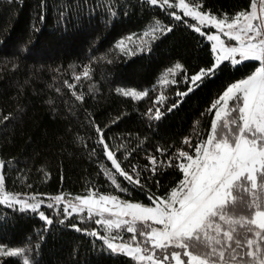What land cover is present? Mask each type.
<instances>
[{
    "label": "trees",
    "instance_id": "obj_1",
    "mask_svg": "<svg viewBox=\"0 0 264 264\" xmlns=\"http://www.w3.org/2000/svg\"><path fill=\"white\" fill-rule=\"evenodd\" d=\"M255 1L200 0L194 6L230 20L250 12ZM177 12L176 4L169 8L145 0H0V161L6 192L94 193L149 205V197H166L177 187L183 173L175 166V154H193L186 138L195 146L211 135L210 106L257 63L234 68L222 63L214 78L205 77L200 87L179 95L187 91L188 77L212 65L214 53L205 35L195 31L196 21H178L170 15ZM162 26L171 31L161 34ZM150 29L154 37L144 50L117 47ZM177 64L181 70L162 86L161 79ZM117 88L146 95L133 98ZM97 127L121 170L134 178L139 173V185L112 165ZM150 155L158 161L154 175L145 168ZM45 213L52 220L47 227L38 213L0 203V246L24 248L30 264H138L110 254L103 240L91 235L101 231L96 218L68 216L62 207ZM248 237L258 241L253 249L233 245L225 258L236 255L233 264H255L244 253L264 254V240ZM0 264L18 262L0 257Z\"/></svg>",
    "mask_w": 264,
    "mask_h": 264
},
{
    "label": "snow or ice",
    "instance_id": "obj_2",
    "mask_svg": "<svg viewBox=\"0 0 264 264\" xmlns=\"http://www.w3.org/2000/svg\"><path fill=\"white\" fill-rule=\"evenodd\" d=\"M145 2L156 5L158 0H145ZM189 2L199 5L200 0H189ZM160 3L171 8L176 4V0H160ZM177 6L182 9L184 16L192 17L201 25L215 28L229 41L225 46L220 36L207 34L200 27L195 28V31L201 35H207L209 40L219 44V48L213 46V51L217 55L212 65L188 77L185 81L188 83V89L179 95H187L194 88L200 87L205 77L214 78L222 63L226 67L234 68L255 61L257 62L255 70L245 78L230 84L210 106L209 111L214 110V117L211 135L207 139L195 146H192L190 138L185 139L184 143L189 145L193 154L189 155L184 150H179L175 154V166L183 173V177L168 196L149 197L152 203L147 206L132 202L122 203L116 196L96 197L94 193L85 197L78 196L75 199L79 201L81 207H87L89 217L94 206L98 209L97 215H102L104 212H108L113 217L130 215L132 224L127 227V232L136 235L137 228L134 224L136 221L141 222L142 227L139 231L145 236V243L150 244L153 249L160 250L161 253L160 256H156L155 252L145 256L142 254L145 250L139 247L133 248L130 245H115L109 242L107 249L112 255H128L138 261L147 259L150 264H165L169 258L174 260L175 264H233L237 257L231 255L226 259L227 248L246 244L248 249H253L258 241L250 239L248 233L264 240V20H261L254 10L250 15L241 12L229 20L224 16L217 18L206 11L190 7L185 0H178ZM251 7L254 9L255 4ZM170 15H174L178 21L181 20L179 15L174 13ZM241 20L244 21L243 24L240 23ZM256 20H260L259 26L253 23ZM159 30L163 34L171 31V27L162 26ZM127 39L131 40L132 37ZM231 42H235V45ZM123 46V40L117 43V47L121 50ZM175 67L181 68L179 64ZM172 71L173 69H169V72ZM84 75H88L86 70ZM116 91L133 98L146 95L131 89L117 88ZM77 99L82 97L77 96ZM159 115L157 109L155 118L159 119ZM2 119L7 120L8 117L4 116ZM217 121H222L219 130ZM97 132L99 142L106 150L112 165L124 179L139 185V173L134 178L121 170L113 152L108 151L109 145L104 141L103 129L97 127ZM161 151L157 149V152ZM148 160L149 163L145 168L154 175L158 161L151 155ZM169 166H173L171 160ZM4 168L5 164L0 161V169ZM3 184L4 175L0 174V186ZM122 191L127 190L122 189ZM0 195H3L0 203L10 202L7 194ZM56 199L61 201L63 198L58 196ZM109 202L119 211L101 207L102 204ZM16 203L22 205L21 211L31 209L35 212L38 209L36 204L21 201ZM69 206L74 213H78L77 206L71 203ZM38 214L46 222L45 227L52 224L51 218L46 217L43 212ZM149 221L151 224L148 223ZM100 222L110 228L114 226L116 229H120L122 223H128L119 219ZM236 226L245 228L246 231L237 232ZM72 227L82 231L76 224ZM91 235L103 239L96 232H92ZM119 238L123 239V237ZM169 248L173 251L169 252ZM174 249L182 251L177 252ZM25 255L24 248L8 250L0 248V257L17 258L18 264H30V259L20 260ZM244 255L251 257L255 264H264V254L257 256L256 251L252 250L245 252ZM182 256L187 257V260L182 259Z\"/></svg>",
    "mask_w": 264,
    "mask_h": 264
},
{
    "label": "rangeland",
    "instance_id": "obj_3",
    "mask_svg": "<svg viewBox=\"0 0 264 264\" xmlns=\"http://www.w3.org/2000/svg\"><path fill=\"white\" fill-rule=\"evenodd\" d=\"M185 2L188 3L186 0H185ZM158 4H161L160 0H158L156 5H158ZM177 5H178V0L176 1V8L178 11L177 15H179L181 17H187V18L193 19L192 17L184 16L182 9L180 7H178ZM255 5H256L255 8L254 9L252 8L251 11H253V10L256 11L258 17L260 18L261 15L262 16L264 15V3L262 2V0H257ZM189 6L190 7H196V6L191 5V4H189ZM196 9L200 10L197 7H196ZM251 11L248 12L249 15L251 14ZM195 21H196V25L194 26V28L200 27L201 30L207 34L218 35V36H220L221 40L224 41L225 46L228 45L226 42V40L228 38L223 33L219 32L215 28H211L207 25H201L199 23V21H197V20H195ZM256 21H257V23H255V21L253 23L256 24L257 26H259L260 20H256ZM240 23L243 24L244 21L241 20ZM153 37H154V30L150 29L147 32H144L140 38L135 37V38H132L131 40H128V39L123 40L124 41L123 51L129 52V53L134 52V51H138V52L142 51V50H144V48L148 47V44L153 39ZM205 37H206L207 41L211 43L212 50H213V46L219 48V44H217L215 41L209 40L207 38V35H205ZM231 43H233V45H235V42H231ZM213 53H214V58H215L217 53L214 51H213ZM178 70H181V68H179V69L175 68V69H173L172 72L168 71L167 75L161 79V83H162L161 85L162 86L168 85L170 83V80H171V78H169L168 76L169 75L174 76L178 72ZM138 93H145V91L144 92H138ZM143 96H138L136 98H142ZM221 122L222 121L216 122L218 129H219V125L221 124ZM0 174H2V169L0 170ZM0 194H7L10 198L9 203H1V204L5 205V206H10V207H17L18 209H20L22 207V205L16 203V201L26 202L27 204H36V205H38L37 211L33 212L31 209H25L24 211L33 212V213L43 212L46 217H49L45 213L46 208H59V207H62L68 216H71V215H80V216L83 215L84 216L85 215V216L89 217L87 207H81L79 205V201H77L75 199V197H78V196L70 197V196L64 195L62 193L59 195H55V196L29 195V194H10L4 190L3 186H0ZM90 194H93V193H90ZM90 194L82 195L79 197H85V196H88ZM58 196L62 197L63 199L61 201H57L56 197H58ZM95 196L98 197L99 195L95 194ZM107 196H112V195H107ZM12 197H14L15 199H11ZM116 197H118V196H116ZM118 198H119V202H122V203L123 202H132V201L120 198V197H118ZM0 199H3V195H0ZM70 203H71V205H75L78 207V213H74L72 211V208L69 206ZM132 203H136V202H132ZM140 204H142V203H140ZM49 205H52V207H49ZM142 205L147 206V204H142ZM101 207H107L109 209H112L113 211H119L118 208L113 207V204L111 202H109L107 204H102ZM97 210L98 209L95 206L92 208L91 217L96 218L97 224L101 228V231L99 229H95L93 232H96V233H98L99 236L103 237V239H101V240H103L106 248H107V243L111 242L115 245L123 244V245H130L133 248L139 247L141 249H144L145 251L142 254L145 256L150 255L152 252H155L156 256H160V254H161L160 250L153 249V248H151L150 244L145 243V236L140 234V231H139V229L142 227L141 222H139V221L135 222L134 226L137 228V233H136V235H133L132 233L127 232V230H126L127 227L129 226V224H132V217L130 215H121L119 217H113V216H110L108 212H104L102 215H97L96 214ZM117 219H119L120 221H127L128 223H122L121 228L116 229L114 226L110 228V227H107L106 225H104L100 222L102 220L116 221ZM148 223L151 224L150 221ZM153 227L159 228L160 226L159 225H153ZM94 237L98 238L97 236H94ZM119 237H123V239H120ZM98 239H100V238H98ZM0 248H3L4 250H8L7 248H4L2 246H0ZM174 250L177 252L182 251L181 249H174ZM168 251L169 252L173 251V249L169 248ZM126 256H128V255H126ZM128 257H131V256H128ZM22 258L27 259L25 256L24 257L22 256ZM181 258L184 260H187V257L182 256ZM136 262L138 264H150V262L147 259H145L143 261L136 260ZM165 264H175V261L172 260L171 258H169V260L165 261Z\"/></svg>",
    "mask_w": 264,
    "mask_h": 264
},
{
    "label": "built area",
    "instance_id": "obj_4",
    "mask_svg": "<svg viewBox=\"0 0 264 264\" xmlns=\"http://www.w3.org/2000/svg\"><path fill=\"white\" fill-rule=\"evenodd\" d=\"M260 19H261V20H264V15H263V16L261 15V16H260ZM226 42H227V44L229 43L228 39L226 40Z\"/></svg>",
    "mask_w": 264,
    "mask_h": 264
},
{
    "label": "crops",
    "instance_id": "obj_5",
    "mask_svg": "<svg viewBox=\"0 0 264 264\" xmlns=\"http://www.w3.org/2000/svg\"><path fill=\"white\" fill-rule=\"evenodd\" d=\"M254 4H256V1H255V3ZM256 6V5H255ZM255 23H257V21H255Z\"/></svg>",
    "mask_w": 264,
    "mask_h": 264
}]
</instances>
